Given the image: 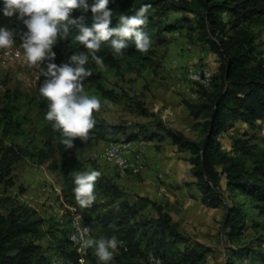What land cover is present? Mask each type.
Listing matches in <instances>:
<instances>
[{
  "label": "trees",
  "instance_id": "1",
  "mask_svg": "<svg viewBox=\"0 0 264 264\" xmlns=\"http://www.w3.org/2000/svg\"><path fill=\"white\" fill-rule=\"evenodd\" d=\"M88 2L91 3L92 0ZM142 2L148 0H109L107 7L113 10L110 26L118 23L121 13L132 14ZM150 2L151 8L146 14L148 20L143 26L152 38L150 47L146 51H140L129 39L127 46L122 49L123 53L116 54L106 41L102 42L97 54L103 57V67L97 65L90 56L86 67L91 68L92 73L82 83L89 93L114 100L116 93L106 88L107 70L122 76L126 71L140 74L145 68L153 66L158 49L166 45V33L174 29L173 24L165 21L167 13L180 11L192 15L199 40L215 53L218 62L210 84L198 86L194 90L195 98L184 100L191 115L203 119L197 125L205 128V134L199 140L189 139L170 128L154 113L148 114L154 119L147 126L164 131L174 145L189 151L190 171L201 192L200 200L213 208H225L224 226L233 234L247 224L248 207L264 216V150L242 134L234 138V154H230L221 149L217 136L236 123H243L251 129L261 128L264 123V60L258 57L260 44L257 40L258 29H264V0ZM81 14L90 22V9L84 11L77 8L71 13L74 16ZM188 21H185L186 25H191ZM0 24L14 30L13 45L22 47L20 34L24 25L15 13L12 17L0 14ZM75 31L73 26L68 37H58L54 43V59L57 63L67 60L72 52L86 50L85 45L75 39ZM41 66L42 63H39L35 99L44 114L46 98L38 90L39 83L44 78L40 75ZM26 96L16 89H6L4 92L0 90V129L4 134L21 132L22 123L15 111ZM47 121L54 142L51 143L49 138L46 140L47 151H41V160L55 155L49 168L56 170L61 176L63 196L72 205L78 204L73 192L74 175L82 171V162L77 154L80 155L85 148L108 136L122 133L128 140L136 137L128 134V130L120 124L98 120L86 137H73V144L67 146L62 142L61 131L54 129L51 121ZM246 156L251 159L250 164L246 163ZM18 158L19 155L12 146H5L0 152V183L11 184V179L6 177L11 172L12 163ZM97 184L105 201L94 218L97 225L95 234L116 235L122 241L117 247L118 252L107 264H142L137 258L142 253V239L146 250H143L145 258L152 251L161 257L162 264L203 263V243L184 234L161 205L147 196H138L135 201H130L126 191L103 174L97 178ZM6 199L10 202L7 213L0 212V264H48V256L42 252L39 241L45 234L40 228L42 217L32 207L9 197ZM149 204L155 207V215L143 218L142 213ZM53 238L57 252L66 261L78 262L77 254L69 248L66 234ZM245 249L230 248L224 264H237L243 258L242 252ZM257 259L264 262V253H260ZM89 261L90 264H101L97 256H92Z\"/></svg>",
  "mask_w": 264,
  "mask_h": 264
},
{
  "label": "rangeland",
  "instance_id": "2",
  "mask_svg": "<svg viewBox=\"0 0 264 264\" xmlns=\"http://www.w3.org/2000/svg\"><path fill=\"white\" fill-rule=\"evenodd\" d=\"M151 13L153 14L154 10ZM187 19L189 20L188 24L191 25H186ZM165 21L173 24L174 29L166 33V45L158 49L153 66L145 68L140 74L126 71L122 76L116 74L115 71L107 70L106 88L113 90L117 97L111 100L91 93L97 95L101 101L100 108L94 110L93 115L95 121L105 120L111 124H120L128 130H126L128 134L143 136L147 140H151L152 145L158 150L164 151L165 156L188 161L189 151L174 145L164 131L148 128V122L154 119L148 114L154 113L170 128L184 134L189 139H201L205 134V128L202 129V126L197 124L203 122V119L192 116L184 104L185 99L195 98V88L189 79L182 78L181 75L188 63L194 62L200 67H208L215 72L218 62L215 53L199 40L195 19L192 15L180 11H169ZM257 40L260 44L259 49L264 48V29H258ZM4 48L0 47V53ZM37 75H39L38 63L31 64L26 60L22 64L17 60L13 62L0 59L1 92L6 89H16L27 95L20 101L19 107L15 111L22 123L21 132L4 134L0 129V152L5 146H12L19 155V158L12 163L11 172L6 177L11 179V184L0 183V212L7 213V207L10 204L7 197L32 207L36 214L42 217L40 228L45 234L39 241L42 252L50 260L53 256L58 255L53 236L62 234L65 236L71 209L75 207L83 219L93 218L101 210L105 199L102 197L96 180L94 189L96 200L90 207L81 208L79 204H69L62 193L61 176L56 170L49 168L55 155L53 154L44 161L41 160V151H47L46 140L49 138L51 143L54 141L48 121L44 119L43 111L38 107L35 99ZM156 108L157 110H155ZM143 110L146 111L143 112ZM263 125L261 128L251 129L243 123H236L220 132L217 140L223 151L234 154L232 147L234 138L245 134L251 143L257 144L264 150ZM230 131L231 133H228ZM114 136L123 137L122 134L108 136L91 147L85 148L80 155L77 152V157L82 162V171L92 168L99 169L104 176L121 181L130 201H135L138 196H147L165 210H169L172 220L178 226L180 222L184 224V234L203 243L205 259L202 264H224L229 249L237 247L246 248L242 252L243 258L237 264H264L257 259L260 253H264V243H262L264 241V216H260L257 210L248 207L247 224L242 230L233 234L230 233V229L224 226V207L201 208L199 205L205 217V220L200 223L196 222L195 215L187 209L183 216L185 217L187 213L193 224L186 220L183 221L180 213L182 205L177 207L174 199L168 200L167 198L170 196L159 190L165 183V180L162 179L166 173L165 170L155 171L153 179L157 188L153 191L144 183L141 173L138 175L120 174L116 167L107 160L105 149ZM245 160L247 164L251 163L248 156ZM185 168L182 169L183 173L188 174V169ZM159 173L162 175L161 177H159ZM192 202L194 203V200ZM202 214L201 217H203ZM152 215H155V207L149 204L144 209L142 217L150 218ZM91 223L96 229L95 222ZM142 240V253L137 258L142 264H148L143 254L144 239ZM117 252L118 249L115 254ZM92 256H96L95 251L88 248L84 264H90L89 259ZM63 260L65 261V259ZM116 264H120V262H116Z\"/></svg>",
  "mask_w": 264,
  "mask_h": 264
},
{
  "label": "clouds",
  "instance_id": "3",
  "mask_svg": "<svg viewBox=\"0 0 264 264\" xmlns=\"http://www.w3.org/2000/svg\"><path fill=\"white\" fill-rule=\"evenodd\" d=\"M108 4L109 0H92L91 3L88 0H0V14L12 17L15 13L24 25L20 34L23 49L13 45L15 32L3 24H0V47H18L29 63H42L40 75L44 78L38 90L46 98L44 117L51 121L54 129L61 131L62 142L67 146L73 144V137L88 135L95 124L93 112L101 104L100 98L86 91L82 83L92 73V69L86 67L89 57L103 67V57L97 52L105 41L116 54L123 53L129 39L140 51H146L151 45L152 38L143 27L148 20L150 0L142 2L132 14L121 13L114 26H110L113 10ZM77 8L91 10L90 22L83 14L71 15ZM73 26L75 39L82 42L86 50L72 52L67 60L57 63L53 45L58 37H68ZM100 175L96 168L75 173L73 192L81 208L90 207L96 200L94 189ZM95 233L92 225L83 226L76 237V250L92 248L98 261L107 264L122 241L116 235Z\"/></svg>",
  "mask_w": 264,
  "mask_h": 264
},
{
  "label": "built area",
  "instance_id": "4",
  "mask_svg": "<svg viewBox=\"0 0 264 264\" xmlns=\"http://www.w3.org/2000/svg\"><path fill=\"white\" fill-rule=\"evenodd\" d=\"M258 57L264 60V48L259 49ZM0 59L1 61L12 60L13 62L14 60H17L22 64L26 62L23 51L20 48L11 45L5 47L1 51ZM184 73L182 75L180 74L181 77L189 79L192 86L197 88L198 86H208L210 84L214 70L208 67H200L197 64H194V62H191L185 66ZM155 110H157V108ZM228 133H231V131ZM146 145L147 140L139 135L132 140H128L125 136L112 139L105 149V157L116 167L120 174L138 175L147 168L145 157ZM158 175L159 177L162 176L161 174ZM159 190L164 194L168 193L167 189L163 186H161ZM87 225H92V223L83 219L77 210H75V207H73L69 214L66 238L69 245L77 254L78 262L64 261L61 254L57 252L58 255L53 256L48 264H84V259L87 256V249L81 252L76 250V237L83 231V226ZM146 260L148 264H162L161 257L152 251L147 253Z\"/></svg>",
  "mask_w": 264,
  "mask_h": 264
},
{
  "label": "crops",
  "instance_id": "5",
  "mask_svg": "<svg viewBox=\"0 0 264 264\" xmlns=\"http://www.w3.org/2000/svg\"><path fill=\"white\" fill-rule=\"evenodd\" d=\"M119 134H122V133H119ZM116 138L118 137L114 136V139ZM145 157H146V162H147V168L141 173V177L144 179V183L149 188H152V190L154 191V189L157 188L156 182L153 179L155 171L165 170L166 173L164 174V177L162 178L165 180V183L162 184L161 186L165 187L167 191L170 189L169 193H167L170 196L167 198L168 200L171 201L172 199H174V201H176L177 203L176 204L177 207H180L182 205V209L180 210V213L182 215L181 217L184 219L183 221L186 220V222L193 224V222H191L190 220V217H188L187 213L185 217L183 216L185 214V210L187 209H189L187 211L195 215L194 219L196 220V222L200 223L201 221H204L205 217L203 216L201 212L202 211L201 208L203 207L206 208L208 206H206L200 200L201 192L196 184V178L192 175L190 171L191 165L189 164V162L186 160L183 161L180 159H176L170 156H165L164 151L158 150L156 147H154L152 145L151 140H147ZM184 168L188 169L187 170L188 174L183 173ZM115 181L121 188H123L121 181L117 179ZM123 189L126 191L125 188ZM193 200H194V203L192 202ZM199 205L201 206V208L199 207ZM208 208H211V207L209 206ZM167 211L170 214V211L169 210ZM201 214L203 217H201ZM94 217L95 216H93V218H89V219L85 218V219H87L88 221L94 222ZM90 219H92L93 221ZM60 226L62 225L60 224ZM179 227L181 228V231L183 232L185 229L184 224L180 222ZM142 246H143V243H141V247ZM69 248L72 251H74L70 245H69Z\"/></svg>",
  "mask_w": 264,
  "mask_h": 264
}]
</instances>
